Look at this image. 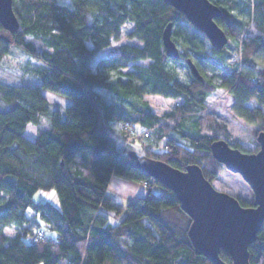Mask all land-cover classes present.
Masks as SVG:
<instances>
[{
    "label": "trees",
    "instance_id": "trees-1",
    "mask_svg": "<svg viewBox=\"0 0 264 264\" xmlns=\"http://www.w3.org/2000/svg\"><path fill=\"white\" fill-rule=\"evenodd\" d=\"M210 1L221 9L214 20L229 40L221 49L163 0H12L19 27L10 33L0 24V62L15 44L45 67L39 85L0 80V228L14 225L16 233L9 237L0 231V264H216L194 252L190 218L175 193L139 169L127 154L131 147H119L108 130L119 131L124 142L128 130L120 123H139L164 137L162 150L141 152L179 169L197 163L208 179L223 170L210 144L223 138L214 131L224 129L214 119L208 125L201 112L209 94L224 88L235 113L256 122L254 134L264 130V67L257 63L264 62V0ZM127 21L132 25L126 35L138 42L110 46ZM168 22L178 59L169 58L162 44ZM232 50H239L241 65L223 78L219 70ZM187 58L202 79L191 75ZM176 63L186 80L179 79ZM41 88L73 100L62 113L53 110L50 126L30 139L26 125L39 122L48 110ZM152 93L182 101L157 114L143 100ZM250 100L258 106L250 108ZM203 124L210 130L203 131ZM112 174L147 181V193L120 201L107 190ZM153 183L164 189L154 192ZM50 189L58 206L33 201L34 192ZM42 224L54 235L33 241ZM248 251L250 264H264V221ZM219 256L231 263L228 252Z\"/></svg>",
    "mask_w": 264,
    "mask_h": 264
},
{
    "label": "water",
    "instance_id": "water-1",
    "mask_svg": "<svg viewBox=\"0 0 264 264\" xmlns=\"http://www.w3.org/2000/svg\"><path fill=\"white\" fill-rule=\"evenodd\" d=\"M163 1L182 12L212 47L221 49L228 42L227 34L214 20L221 15V9L210 0ZM0 24L10 33L18 29L12 0H0ZM171 30L172 22H168L162 31V44L169 58L178 59L180 49ZM185 62L191 75L202 79L193 60L187 58ZM256 141L259 147L252 152L234 147L224 138L214 139L210 144L213 157L226 169L240 174L251 187L253 200L249 206L242 205L236 196L215 188L197 163L179 169L137 149H130L127 154L152 180L175 193L180 208L190 218L187 233L196 254L216 264H250L248 247L255 241L264 221V130L257 132ZM221 250L230 254L231 263L220 258Z\"/></svg>",
    "mask_w": 264,
    "mask_h": 264
},
{
    "label": "rangeland",
    "instance_id": "rangeland-1",
    "mask_svg": "<svg viewBox=\"0 0 264 264\" xmlns=\"http://www.w3.org/2000/svg\"><path fill=\"white\" fill-rule=\"evenodd\" d=\"M131 25L132 23L130 21L125 22L121 27V36L118 39H112L110 46H116L124 42L137 43V39L129 38L126 35V33L131 29ZM88 45H90V42H88ZM225 46H227V44ZM106 51V49L99 51L97 53L96 59L104 56ZM199 65L204 69L206 73L211 72V69L208 67L207 63L199 61ZM43 67H45V64L42 61L32 56L21 47L15 44H10L9 51L3 56L0 62V80L10 84L22 83L39 85L41 73L40 71L43 70ZM174 68L178 73L179 79L186 80L187 73L184 68H182L178 63H176V66ZM12 77H15V79H11ZM41 89L47 99L48 110L40 114L39 122H29L27 124L36 126L37 134L39 133V131L50 126V117L53 110L58 109L62 113L65 107L69 105L73 100L71 96H68L66 94H61L46 88ZM113 99L116 101H120V99L116 97H114ZM207 99L208 100L206 102V107L201 111L202 114L206 115L207 117L206 122L209 125L214 119L224 125V129L218 128L214 131V133L222 136L228 141L230 145H236L243 151H256L259 147L258 142L256 141L257 134H254V129L257 126L256 122L254 121L253 123V120L246 119L235 113L231 105L233 99L232 95L224 88L219 87L215 89L211 94H209ZM143 100L147 101L149 108L157 114H162L165 111L171 110L174 103L182 101L180 97L164 96L157 93L145 94L143 95ZM121 102L129 106V101L127 102L126 100H124ZM247 103L250 108L258 106V103L255 100H250ZM261 109L264 112V105L261 106ZM44 120H47V126L42 123ZM188 124L189 123H187V125ZM27 125L24 130V135L30 139H34L37 134L33 135L31 132L27 131ZM208 125L203 124L202 130L209 131L210 129L207 127ZM113 127L117 129L116 126L113 125ZM134 128L136 133L138 134L134 135L128 131V137L124 142L119 131L112 129L111 127H108V130L114 136H116L118 146L122 149L130 146V149H137L139 151H142L147 147H150L153 150H162L164 137L162 139H158L154 131L151 129H148L149 136H140L139 132H142L144 127H141L139 123H136L134 125ZM209 180L215 188L226 191L242 201L251 202L253 200V191L248 183L241 177L240 174L232 172L226 169L224 166L223 170L220 173H218L216 176L209 177ZM142 185L147 189L149 187V184H144L143 181ZM162 189H164L163 186L157 183L152 184V190L154 192H158ZM32 199L34 202L49 201L55 206L59 205V200L55 189L37 190L36 192H34ZM30 216L31 213L28 212L27 217ZM110 220L111 222H115L116 219L114 217H111ZM29 226L32 229H36V226H34L31 222L29 223ZM42 227V229L37 227V230L44 229V234L46 235V237L49 238L54 235V232H52L49 228L44 225Z\"/></svg>",
    "mask_w": 264,
    "mask_h": 264
},
{
    "label": "crops",
    "instance_id": "crops-1",
    "mask_svg": "<svg viewBox=\"0 0 264 264\" xmlns=\"http://www.w3.org/2000/svg\"><path fill=\"white\" fill-rule=\"evenodd\" d=\"M107 190L110 195L122 202L126 199L132 201L138 196H144L148 191L142 182H135L116 174L111 175Z\"/></svg>",
    "mask_w": 264,
    "mask_h": 264
},
{
    "label": "built area",
    "instance_id": "built-area-1",
    "mask_svg": "<svg viewBox=\"0 0 264 264\" xmlns=\"http://www.w3.org/2000/svg\"><path fill=\"white\" fill-rule=\"evenodd\" d=\"M241 65V55L239 50H232L227 59H226V64L223 68H221L220 74L223 78L228 77L229 75H231L233 73V71L236 69V67H239ZM120 126L124 129H127L130 133L136 135L138 133H136L134 125H131L127 122H121ZM140 136H149V130L146 128H143L142 132H139ZM144 184H148L147 181H143ZM45 232L43 230H36V232L34 233L32 240L33 241H38L44 238Z\"/></svg>",
    "mask_w": 264,
    "mask_h": 264
},
{
    "label": "clouds",
    "instance_id": "clouds-1",
    "mask_svg": "<svg viewBox=\"0 0 264 264\" xmlns=\"http://www.w3.org/2000/svg\"><path fill=\"white\" fill-rule=\"evenodd\" d=\"M257 63L260 65V67H264V62L257 61ZM11 79H15V77H12ZM42 123L45 126H47L48 122H47V120H44ZM26 130L31 132L33 135L37 134V127L33 126L31 124L27 125V129ZM0 231H2L5 235H7L9 237H12V236H14L16 234L14 225H5L3 228H0Z\"/></svg>",
    "mask_w": 264,
    "mask_h": 264
}]
</instances>
